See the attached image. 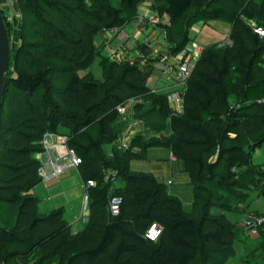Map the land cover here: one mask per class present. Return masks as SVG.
I'll return each mask as SVG.
<instances>
[{
  "label": "trees",
  "instance_id": "16d2710c",
  "mask_svg": "<svg viewBox=\"0 0 264 264\" xmlns=\"http://www.w3.org/2000/svg\"><path fill=\"white\" fill-rule=\"evenodd\" d=\"M17 2L28 15L23 10L0 108V264H29L32 257H38L33 264H195L227 251L236 237L233 227L222 215L210 216L213 205L199 206L198 195L208 192L204 187L209 184L224 190V184L236 185L235 179H250L253 156L264 145V77L256 78L258 70L264 73V45L247 25L258 21L254 10L241 9L234 0ZM143 2L154 3L157 15L168 18L160 28L173 57L189 44L195 24L221 21L231 26V46L203 48L186 81L179 113L167 96L148 87L140 62L119 66L95 44L101 33L135 20ZM1 14L9 34L13 26ZM97 57L102 80L90 72L79 75ZM39 59L66 65L58 70L65 75L63 85L52 82L49 68L31 75L29 68ZM128 105L144 125L153 115L163 120L148 125L168 136L141 144L137 133L128 149L112 148L113 158L105 154L104 160L103 145L117 136L111 128L119 118L117 108ZM46 133L64 137L81 158L77 169L82 180L96 183L88 190L87 222L76 233L61 210L39 214V201L31 194L41 181L36 155ZM154 145L167 147L183 161L192 185L193 217L183 214L179 202L153 177L127 168L133 148L144 157ZM123 152L126 158L119 157ZM107 168L117 170L123 184L113 192L122 200L116 217L107 210L109 186L102 181ZM260 170L264 187V164ZM153 224L160 234L150 241L145 235Z\"/></svg>",
  "mask_w": 264,
  "mask_h": 264
},
{
  "label": "rangeland",
  "instance_id": "374dc122",
  "mask_svg": "<svg viewBox=\"0 0 264 264\" xmlns=\"http://www.w3.org/2000/svg\"><path fill=\"white\" fill-rule=\"evenodd\" d=\"M234 1H236L238 7H240L241 9L254 10V12L256 13L258 21L247 22V25L251 29L254 26L259 25L258 23L264 24V0ZM15 5V12L20 13L24 18L25 15L23 14V10L26 11V8L23 9L21 4L19 5L18 2H15ZM158 6V10L162 12L163 9L161 4H158ZM3 14L5 13L3 12ZM25 14L28 15V10ZM22 20L17 21L15 26L11 28L8 34L10 54L12 58L15 56V52L19 44ZM228 36H226V38L224 39V43L227 41ZM263 36L259 37L263 40L264 45ZM95 42L100 46L103 44L104 40L101 39V37L97 36ZM229 46H231V44ZM102 55L109 57L106 52H104ZM110 56L112 57L111 60L115 61L119 66H123L122 64L124 63H130V61L128 60H123L121 57H117L113 53V51H111ZM54 62L56 61L39 59L30 66L29 72L32 76H34L39 72L49 68L48 70H51L52 72L49 75V77L52 79V82L56 86L63 85V79L65 78V75L58 70L66 65ZM190 65H192V63ZM261 69L264 70V55L262 57ZM87 72H90L95 80H102V69L99 66L98 57L95 58L93 64L89 67L88 70L81 71L79 75L82 76ZM256 74L257 79L264 77V73L260 72L259 70L256 72ZM157 83H159V86H162V84L164 83V78L154 73L152 76H150L149 86L154 87V85ZM83 112L84 108L82 112L78 113V115L82 116ZM143 112L144 111L141 110L140 116H142ZM129 113H131L132 117H134L131 110H129ZM149 115H151L150 112L148 113V116ZM153 116L147 118L146 121H144L147 122V125H144L143 123L142 129L139 134L141 144L148 143L153 139L161 140L162 136H168L167 132L161 134L159 130H151L152 128L148 124H151L154 121L159 122L160 124L164 123L163 120ZM256 126L258 128L261 127L260 125ZM111 128L113 132H117V136L116 139L112 141V143L103 145L102 154L104 160L105 154L107 155L109 150L113 146L121 144L122 141H120L119 139L126 128V124L124 121L118 118L111 125ZM134 138L135 134L131 133V135H129L127 138V145H131ZM244 140L246 141V138H244ZM244 143L247 145V142ZM119 152H121V150ZM169 152L170 150L165 146L154 145L146 148L144 157L136 156L142 154L141 150L137 148H133L129 152L131 154V157L126 158L127 155L124 154H127V152H123L122 155L121 153H119V157L126 158V165L131 173L149 175L153 177L158 183L165 186L167 194L179 202L183 214L189 217H193V191L190 178L184 169L183 161L181 159H176L174 162L170 161ZM212 160H214V156L209 158V162ZM263 164L264 145L262 146V149L258 150L253 156V172L249 177L250 179H235L234 184L236 185L233 186L224 184L226 186L224 190H217L214 185L209 184L204 187L209 190L208 192L199 193L198 205L203 206L205 202L213 205L209 212L210 216H224L227 222H229V224L233 227L236 237L227 245V251H224L219 256L200 258L195 264H264V226L262 228H260L261 225L258 227V234L254 237L248 235L242 227L243 220L247 213H251L264 219V197H262L261 194V192L264 191V187L263 183L258 180V175L261 172L260 169ZM238 174L242 175L243 171H240ZM121 185L123 186V184ZM86 213L88 214V210L86 211ZM199 219L200 216L199 218H196V220ZM32 258L33 260L29 264H33L34 260L36 261L38 257Z\"/></svg>",
  "mask_w": 264,
  "mask_h": 264
},
{
  "label": "crops",
  "instance_id": "0c3cea01",
  "mask_svg": "<svg viewBox=\"0 0 264 264\" xmlns=\"http://www.w3.org/2000/svg\"><path fill=\"white\" fill-rule=\"evenodd\" d=\"M0 11L5 14L16 11L15 3L9 0H0ZM4 14V15H5ZM138 22V23H137ZM166 16L159 17L154 3L143 2L137 11V17L123 28L116 31H105L99 35L104 40L102 45H96L101 52H106L112 59L111 51L123 60L130 63L140 62L148 78L146 83L158 95L168 96L174 92H181L178 85V59L170 54V45L166 42L160 24H167ZM231 26L221 21H210L195 24L189 30V44L195 43L202 48L222 45L229 35ZM177 58V57H176ZM154 73L164 78V83L154 87L149 86L150 76ZM143 124H140L142 128ZM140 133V132H139ZM168 133V132H167ZM61 136H52L48 139V153L58 159L57 164L67 161L65 144ZM169 160L171 159L169 152ZM49 172V171H48ZM82 176L79 169L69 167L62 174L48 180H41L32 190V196L39 201L38 212L48 215L54 210H61L64 221L71 227V231H80L87 222V213L82 211ZM121 187V180L117 182ZM116 187V188H117Z\"/></svg>",
  "mask_w": 264,
  "mask_h": 264
},
{
  "label": "built area",
  "instance_id": "2783aa9c",
  "mask_svg": "<svg viewBox=\"0 0 264 264\" xmlns=\"http://www.w3.org/2000/svg\"><path fill=\"white\" fill-rule=\"evenodd\" d=\"M12 3H15L17 0H9ZM6 21L8 24H11L12 26H15L17 21H21L22 15L17 12H9L6 14ZM253 33L258 36H263V29L259 26H254L252 28ZM116 31V30H112ZM165 36V33H163ZM227 45H230V41L227 39V41L224 43ZM203 48L198 46L195 43L188 44L176 57L175 60L178 59V76L177 81L178 85L181 88V92H174L167 96V101L169 105L171 106L172 110L176 113L181 112L182 109V94L185 88V84L187 79L189 78L194 65L196 61L198 60ZM192 63V65H190ZM137 101L134 100L130 103H136ZM128 106H119L117 108V114L119 116V119L124 121L126 124V128L123 131V133L120 136L121 144L117 146H113L112 148H116L117 150H123L128 149L129 145H127V138L129 135L137 134L141 131L140 124L141 122L137 119H134L129 113L130 107ZM52 134L46 133L43 136V139L41 141L42 151L39 152L36 155V159L39 162V177L41 180H48L49 178L59 176L62 174L67 168H78L81 164V158L75 153V151L68 146H66V139L62 137V141L65 144V151L67 156V161L62 164L58 165V159L60 156H57V158L52 157L49 155L47 149H48V139L51 138ZM112 148L108 152L109 159L113 158V151ZM171 155V159H173ZM49 171V172H48ZM102 181L104 184H107L109 186L108 189V204H107V210L111 217H116L119 215L120 212V206L122 204V200L119 196H116L113 194L114 190L117 189V182L120 181L119 173L117 170L112 168H107L103 170L102 172ZM96 183L94 180H87L82 182V187L84 190L83 198H82V211L86 213L88 210V190L90 188L95 187ZM117 187V188H116ZM264 223V219L258 216H255L251 213H247L245 216L242 227L244 231L254 237L258 234V227ZM160 234V228L156 224H153L149 230L147 231L145 237L149 239L150 241H154L157 239V237Z\"/></svg>",
  "mask_w": 264,
  "mask_h": 264
},
{
  "label": "water",
  "instance_id": "95a60500",
  "mask_svg": "<svg viewBox=\"0 0 264 264\" xmlns=\"http://www.w3.org/2000/svg\"><path fill=\"white\" fill-rule=\"evenodd\" d=\"M10 64V43L3 16L0 11V108L2 104L5 76Z\"/></svg>",
  "mask_w": 264,
  "mask_h": 264
}]
</instances>
